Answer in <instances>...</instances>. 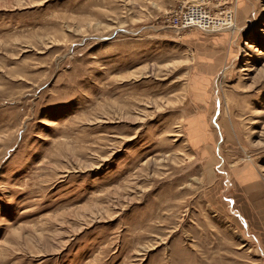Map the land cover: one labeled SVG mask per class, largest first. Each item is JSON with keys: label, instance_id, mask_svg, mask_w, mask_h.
Masks as SVG:
<instances>
[{"label": "rangeland", "instance_id": "374dc122", "mask_svg": "<svg viewBox=\"0 0 264 264\" xmlns=\"http://www.w3.org/2000/svg\"><path fill=\"white\" fill-rule=\"evenodd\" d=\"M0 264H264V0H0Z\"/></svg>", "mask_w": 264, "mask_h": 264}, {"label": "built area", "instance_id": "2783aa9c", "mask_svg": "<svg viewBox=\"0 0 264 264\" xmlns=\"http://www.w3.org/2000/svg\"><path fill=\"white\" fill-rule=\"evenodd\" d=\"M231 21V19H229ZM209 15L201 6L189 7L177 16V25L189 28L192 26L208 27L211 24Z\"/></svg>", "mask_w": 264, "mask_h": 264}]
</instances>
